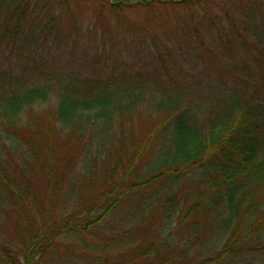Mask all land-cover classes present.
<instances>
[{
    "label": "trees",
    "instance_id": "16d2710c",
    "mask_svg": "<svg viewBox=\"0 0 264 264\" xmlns=\"http://www.w3.org/2000/svg\"><path fill=\"white\" fill-rule=\"evenodd\" d=\"M203 1L99 0L189 15L141 31L157 54L77 67L56 62L77 30L61 0H0V264H66L70 240L92 264L264 256V0ZM129 209L125 238L107 220Z\"/></svg>",
    "mask_w": 264,
    "mask_h": 264
},
{
    "label": "rangeland",
    "instance_id": "374dc122",
    "mask_svg": "<svg viewBox=\"0 0 264 264\" xmlns=\"http://www.w3.org/2000/svg\"><path fill=\"white\" fill-rule=\"evenodd\" d=\"M227 2L236 6L240 1L204 0L201 2V5H198L197 11L203 15L204 19H206L205 16L207 15L208 18H211V16H214V13L218 11V9H221L223 5H226ZM98 4L99 0H61L58 4V9L60 10L66 6L65 10L61 12L58 11V14L62 13L63 19H65L66 22L74 24L77 30L75 31V38L70 36L68 40H64L67 41V45L70 47L67 49L65 48V50L61 52L56 62L65 64L67 61L71 62L70 60H74L77 61V67H83L97 62L109 64V66H114L115 64L124 66L126 65L125 63L131 66L133 62L137 63V61H139V56L148 57L151 52L157 54L154 46L149 47L148 44H139L138 37L140 38L142 30L147 33L157 32V35L159 34L160 38L162 37L161 39H163L164 32L158 31L156 27L157 22L165 20L175 22L177 15L178 18L188 20L186 16L189 15L187 9L177 7L173 12H167L168 10L165 8L155 12L147 11L143 8H129L125 9L123 16L119 17L112 15L109 10H106L104 15L99 16V12L96 8ZM60 6L62 7L60 8ZM70 23H68L66 27L69 26ZM170 24L168 29H175L173 26L174 24ZM87 30H90L89 36H87ZM185 58L188 60V63H190L192 59L191 56L188 55ZM142 202L143 201H140L138 204L141 203L142 205ZM156 208L157 207L154 206L151 209V212L154 211V216H156ZM141 219V217L135 215L133 209H129L122 213H118L116 217H109L107 221L114 222L118 220L116 222L125 229L123 232L125 235L124 237L128 238L129 235L135 236L131 231L137 225L142 224L143 220ZM156 221L155 219L150 222H155L156 225ZM105 233L108 235L112 233L110 227L106 228ZM66 245L69 247V250H75L76 254H78L72 257L67 256L68 262L66 264H92L93 259L98 256V252L91 248L85 250V253H83L76 241L70 240ZM202 246L203 245H197L196 247L199 249ZM196 247H194V251L197 253ZM203 248H201V250ZM208 255L210 256L209 252L203 251V257ZM254 258H250V264L264 263V256L260 255Z\"/></svg>",
    "mask_w": 264,
    "mask_h": 264
}]
</instances>
